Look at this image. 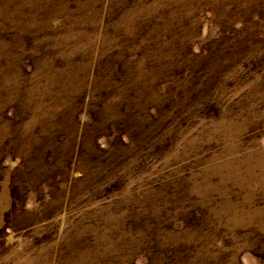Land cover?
<instances>
[{
    "label": "rangeland",
    "instance_id": "rangeland-1",
    "mask_svg": "<svg viewBox=\"0 0 264 264\" xmlns=\"http://www.w3.org/2000/svg\"><path fill=\"white\" fill-rule=\"evenodd\" d=\"M0 264H264V0H0Z\"/></svg>",
    "mask_w": 264,
    "mask_h": 264
}]
</instances>
